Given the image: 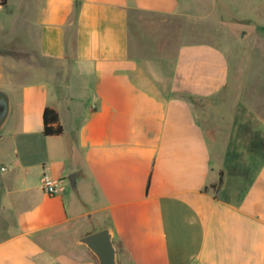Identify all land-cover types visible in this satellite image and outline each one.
<instances>
[{
  "label": "crops",
  "instance_id": "crops-1",
  "mask_svg": "<svg viewBox=\"0 0 264 264\" xmlns=\"http://www.w3.org/2000/svg\"><path fill=\"white\" fill-rule=\"evenodd\" d=\"M239 11L230 0L0 5V264H98L81 238L105 228L118 264H264V115L234 85L230 47L264 40V16ZM132 13L189 23L173 57H150ZM47 107L59 136L42 133Z\"/></svg>",
  "mask_w": 264,
  "mask_h": 264
},
{
  "label": "rangeland",
  "instance_id": "rangeland-1",
  "mask_svg": "<svg viewBox=\"0 0 264 264\" xmlns=\"http://www.w3.org/2000/svg\"><path fill=\"white\" fill-rule=\"evenodd\" d=\"M234 8L240 10L244 15H253L254 19L261 20L264 15V7L259 4V0H230ZM264 3V2H263ZM241 11V7H243ZM260 15V16H259ZM243 16V15H242ZM239 17V16H238ZM130 23L140 38H150V45L144 46L146 50L150 51V57H166L171 58L175 55L179 47L182 37L186 36L188 32L189 23L181 20L168 17L160 14H145L132 13L130 16ZM237 26H241L238 24ZM237 38H230V47L234 49V55L231 57L234 73V85H244L248 89L244 97L248 98L247 104L255 106L260 114L264 115V40L261 38L259 32L244 39V41L236 40ZM232 45V46H231ZM149 46V48H148ZM243 72H245L243 74ZM226 98V103H232V99L236 95H229ZM201 106V105H199ZM261 130L264 127L260 124ZM243 127H238L237 130ZM252 134L254 129L251 130ZM247 133V132H246ZM255 146H263L260 141L254 142Z\"/></svg>",
  "mask_w": 264,
  "mask_h": 264
},
{
  "label": "water",
  "instance_id": "water-1",
  "mask_svg": "<svg viewBox=\"0 0 264 264\" xmlns=\"http://www.w3.org/2000/svg\"><path fill=\"white\" fill-rule=\"evenodd\" d=\"M81 243L93 253L98 264H118L117 249L110 228L99 230L81 238Z\"/></svg>",
  "mask_w": 264,
  "mask_h": 264
},
{
  "label": "trees",
  "instance_id": "trees-1",
  "mask_svg": "<svg viewBox=\"0 0 264 264\" xmlns=\"http://www.w3.org/2000/svg\"><path fill=\"white\" fill-rule=\"evenodd\" d=\"M6 0H0V5H5ZM43 135L44 136H59L63 133L64 129L60 123L59 116L56 110L47 107L43 114ZM222 183V177H220L219 184ZM215 187V186H214Z\"/></svg>",
  "mask_w": 264,
  "mask_h": 264
},
{
  "label": "built area",
  "instance_id": "built-area-1",
  "mask_svg": "<svg viewBox=\"0 0 264 264\" xmlns=\"http://www.w3.org/2000/svg\"><path fill=\"white\" fill-rule=\"evenodd\" d=\"M4 171L5 168H2ZM43 191L49 196H55L60 192V185L54 181L48 174L44 173Z\"/></svg>",
  "mask_w": 264,
  "mask_h": 264
}]
</instances>
